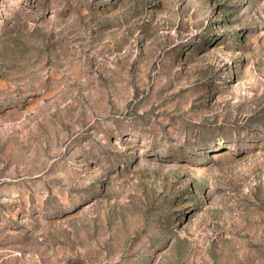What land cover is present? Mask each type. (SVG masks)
I'll return each mask as SVG.
<instances>
[{
    "label": "rangeland",
    "instance_id": "obj_1",
    "mask_svg": "<svg viewBox=\"0 0 264 264\" xmlns=\"http://www.w3.org/2000/svg\"><path fill=\"white\" fill-rule=\"evenodd\" d=\"M0 264H264V0H0Z\"/></svg>",
    "mask_w": 264,
    "mask_h": 264
}]
</instances>
